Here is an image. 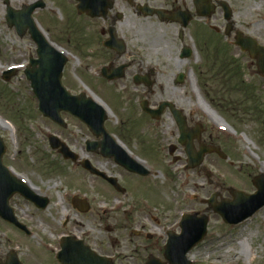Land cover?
I'll return each mask as SVG.
<instances>
[{
	"label": "flooded vegetation",
	"instance_id": "af4514ba",
	"mask_svg": "<svg viewBox=\"0 0 264 264\" xmlns=\"http://www.w3.org/2000/svg\"><path fill=\"white\" fill-rule=\"evenodd\" d=\"M191 1L193 8L178 5L179 0H113V7L104 16L92 18L82 15L79 18L82 21L83 65L81 72L76 71L75 75L81 76L87 95L108 111L106 130L131 158L144 165L149 175L157 171V165L163 169L167 161L163 162L161 158L156 157L148 158V153L154 151L172 157L173 167L182 164L184 166L186 150L180 142L182 130L178 120L184 122V130L186 127L193 129L200 124L195 121L198 117L187 111L185 93L188 90L190 93L193 89L191 78L196 77V70L201 71L202 54L204 48L207 49V44H202L201 37L207 36V43L209 40L219 42V48L216 47L217 54L225 58L227 68L233 67L234 64L244 70L250 63L248 55L242 53L235 45L238 33L247 34L249 29L248 25L244 26L242 22L238 24L235 20L241 13L235 7L237 0H212L215 11L205 19L197 15L195 0ZM222 1L229 6V20L221 5ZM72 4L74 6L75 3L72 1ZM53 42L57 46L61 45L57 39ZM224 49L228 53H219ZM231 51L237 54H232ZM215 57L219 58L217 55ZM69 64L70 61H67L63 79ZM215 65L217 66V63ZM200 74L201 72L198 78ZM197 86L199 87V84ZM79 125L84 127L87 133L71 132L58 135L75 154V158L63 159L59 151L50 149L49 143L46 145L47 152L66 166L69 172L82 173L99 187H108L115 196L130 198H117L115 204H122V207L113 214L116 217L107 219L112 225L104 226L103 216L106 212L94 215L95 206L99 204V193L77 190L89 204L90 210L84 215L91 213L93 216L88 220L93 228L85 230L83 235L78 236L79 239L99 256L110 259L112 264H146L153 253H157L159 257L165 250L167 231L172 227L171 223L175 221V217L162 220L158 218L162 213L152 215V207L155 210L160 209L147 196H142L147 195L150 176L141 177L130 173L119 162L105 158L102 155L103 135H94L86 125ZM200 125L203 127V133L193 141L194 148L199 151L202 145L218 147L212 141L213 136L207 134L206 137V129ZM55 126L59 131H67L70 128V124L64 128ZM171 147L174 149L172 155L169 153ZM49 160V156L44 155L46 164H50ZM85 160L90 161L99 171L117 179L124 190L117 191L102 178L85 171L81 167ZM102 162L112 165L111 168L115 170L102 168ZM23 174L32 187L39 190L40 197L44 199L40 204L46 202L47 206L45 209H39L19 195L11 199L10 205L19 222L30 229L29 236H40L39 231L34 229L36 226L28 222L32 220L26 210L40 215L50 208L54 194L60 199L61 194L56 190L58 184H51V178H39L37 181L34 179L36 184L29 174ZM125 176L133 179L132 187L125 182ZM139 183L145 184V192H138ZM21 202L25 208L20 207ZM161 222L168 223L165 232L162 229L164 225L156 226ZM8 226L15 232L22 233L12 225ZM59 226L64 232L58 236V246L55 249L49 245H39L41 252L30 253V260L26 258V252L19 254L20 260L30 264L29 262H34L37 256L40 258L39 253H42L43 257L47 256L49 260L40 264H60L58 254L61 250V239L73 237L74 234L65 231L68 221L59 223ZM153 229L157 231H152ZM7 255L6 252L0 253V264L7 261Z\"/></svg>",
	"mask_w": 264,
	"mask_h": 264
},
{
	"label": "rangeland",
	"instance_id": "374dc122",
	"mask_svg": "<svg viewBox=\"0 0 264 264\" xmlns=\"http://www.w3.org/2000/svg\"><path fill=\"white\" fill-rule=\"evenodd\" d=\"M34 1L36 0H10V4L14 8H20ZM43 1L47 4V8L38 11L34 17L49 38L59 40L60 46L74 56L65 71L64 83L75 92H79L83 88V81L81 76L75 75V72L80 73L83 65L82 21L77 20L69 11L68 0ZM178 5L193 8L191 0H179ZM235 7L241 12L235 20L238 24L242 22L244 26H249L248 32H244L257 38L264 45V0H237ZM5 16L4 0H0V117L12 125L11 128L1 130V135L8 147L5 163L22 176L23 172H26L35 183L39 178H51V184H58V189L64 190L69 195L77 190L99 193L97 197L99 204L95 206L94 215H102L100 206L107 205L106 208L110 212L103 216L104 226H106L109 224L107 219L116 217L113 215L115 214L113 204L117 198L122 199L123 197L115 196L106 186L99 187L82 173L69 172L56 157L51 156L46 150V138L49 134L59 133V131L39 112L38 101L23 72H18L9 82L2 79L3 71L13 65L26 64L29 56L35 57L36 52V47L28 35L20 38L15 30L8 28ZM207 40V36L201 37L202 44H207L209 51L205 48L202 54L201 71L196 70V77L191 78L193 89L190 93V90L185 93L186 108L188 112L194 109L201 113L195 111L201 116V120L197 118L195 121H202L205 125L206 137H208L207 133L213 136L212 141L222 147L228 156V161L223 162L218 157L209 158L203 167L194 171H184L183 167L179 166L171 168L172 171L174 169L178 173L176 177L170 171L165 172L166 169H161V166L157 165V172L159 171L160 174H153L149 177V181L146 180L148 181L147 195L142 196H147L161 210L162 215L158 218L162 220L178 216L180 209L195 210L199 214L209 216V236L202 244L201 250L194 253L197 264H264V209L250 220L236 227L227 228L223 225L221 217L211 210L207 202L215 194L217 202L232 199L229 186L241 191H252V180L258 174H264V79L253 67L250 71L244 69L242 74L236 75V85L233 86L232 82L231 87L235 92L231 91L227 85H222L223 81L217 80L218 69L212 63L214 55H217L219 59H224L221 54H217L216 47L219 48V42L209 40L207 43ZM231 53L237 54L234 51ZM239 81L243 84H239ZM241 85L242 90H240ZM199 97L237 132V136L217 128L210 121L200 107ZM63 116L70 124V128L67 131H60L62 134L87 133L86 129L81 127L75 119L68 115ZM211 126L216 132L210 129ZM44 155L49 156V163L52 166L44 162ZM152 157L161 158L163 162L169 159L166 153L160 154L155 151L148 153V158ZM104 163L102 162L104 166L102 168L112 167ZM209 168L214 172L211 176L207 173ZM180 176L188 180H180L178 178ZM124 180L128 186H133V179L125 176ZM195 183H202L205 189L195 190ZM177 185L180 189H176ZM138 186H140L138 192H145V184L139 183ZM217 187H219L218 191ZM62 193L63 191L60 192L61 197ZM247 194L251 193L247 192ZM54 197L50 208L40 215L26 210L32 221L25 220L36 226L34 229L39 231L40 236L35 235L22 239L24 238L22 235L19 236L12 228L0 221V253H8L12 249L23 250L24 252L20 254L26 252L28 254L26 258L30 260V253L40 251L39 245L42 247L49 245L55 249L58 246V236L64 232L59 226L64 217L69 218L66 232L71 231L80 236L85 230L93 228L88 221L93 218L91 213L85 216L77 212L70 203L69 196L64 200L56 194ZM156 197L160 198L157 200ZM129 199L127 196L124 200ZM20 207L25 208L26 206L21 202ZM162 225H168V223L156 224L158 227ZM152 231H157V229ZM39 255L40 258L37 256L34 262L29 263L40 264L49 260L47 256L43 257L42 253ZM153 255L157 256V253Z\"/></svg>",
	"mask_w": 264,
	"mask_h": 264
},
{
	"label": "water",
	"instance_id": "95a60500",
	"mask_svg": "<svg viewBox=\"0 0 264 264\" xmlns=\"http://www.w3.org/2000/svg\"><path fill=\"white\" fill-rule=\"evenodd\" d=\"M81 2L79 5V10L81 12L87 11L88 9L98 7V3H100V0H78ZM108 2V0H107ZM109 3V2H108ZM8 5V14H7V21L10 27L15 26L18 33L23 36L27 29L29 28L30 31H32L33 38L39 43V51L41 53L40 55V61L41 64L39 70L40 71H48L51 70L50 66L45 64L46 62H49L52 60L55 55V51L51 49L48 44L43 40L41 35L35 30V24L31 18L32 13L38 8L43 7L44 5L42 3L33 4L29 7H24L21 11H15L13 10L8 2H6ZM105 5V3H101V5ZM111 5L108 4V7ZM197 7L199 10V13L204 15H209L212 12V8L208 5V0H197ZM98 14V13H95ZM239 44L243 47L244 50H248L252 57H257L259 60V68L261 70V73L264 74V48H260L256 45V43L252 39H242L239 40ZM38 63V62H37ZM38 70V71H39ZM13 73L5 74L4 78L5 80H10L13 76ZM27 76L29 79L32 80V87L35 91V94L40 99V110L44 114L45 117L51 118L52 120L56 122H61L60 119V111H67L70 112L72 115L78 117L80 120L87 122L89 126L95 130L96 128L100 129L103 126L104 122V115L100 108H98L96 105L90 106L88 109L85 105L86 103H82V98H72L70 97L63 89L60 91H51L50 88L54 84L56 77L52 76L49 77L45 73L41 74L38 72H32L27 73ZM49 79V80H48ZM48 80V81H47ZM44 81V82H43ZM58 81V77H57ZM52 142L58 141L56 138H52ZM185 141H187V149L189 150L190 145V136H185ZM5 152V146L3 144V141L0 137V198H4L5 201L7 200L8 196L12 194L14 189H17L18 187L15 185L17 184L16 181L7 173V171L2 166V156ZM190 158H191V166L195 167L197 166L203 156H197L194 157V153L189 152ZM260 190L261 192L264 190V185L261 184ZM238 197V194H236ZM259 196V195H258ZM239 198V199H238ZM238 202L234 204V207L237 208L238 213L232 214L228 207H223V209L220 210V213L223 215L224 220L227 223H234L237 224L240 221L245 219V199H251L247 197H243V195H240L238 197ZM245 198V199H244ZM254 199V198H253ZM253 203V202H252ZM7 205V201H6ZM262 204H258L256 208H259ZM242 215L241 218L235 219L236 215ZM201 238H203L206 234V220H201V229L199 231ZM79 262L73 258V264H78Z\"/></svg>",
	"mask_w": 264,
	"mask_h": 264
},
{
	"label": "bare ground",
	"instance_id": "6f19581e",
	"mask_svg": "<svg viewBox=\"0 0 264 264\" xmlns=\"http://www.w3.org/2000/svg\"><path fill=\"white\" fill-rule=\"evenodd\" d=\"M201 106L208 115L209 119L212 123H214L217 127L227 130L231 133H234V131L231 129V127L227 124V122L221 118L215 111H213L209 105H207L203 100H201ZM12 125L0 117V129H8L11 128ZM197 189H205V186L202 183H195V190ZM217 190V188H216Z\"/></svg>",
	"mask_w": 264,
	"mask_h": 264
}]
</instances>
